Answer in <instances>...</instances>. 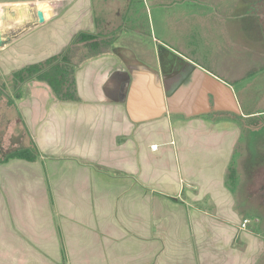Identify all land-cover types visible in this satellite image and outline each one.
<instances>
[{
  "label": "rangeland",
  "instance_id": "obj_1",
  "mask_svg": "<svg viewBox=\"0 0 264 264\" xmlns=\"http://www.w3.org/2000/svg\"><path fill=\"white\" fill-rule=\"evenodd\" d=\"M157 1L69 0V4L75 6L72 11L75 16L74 25L72 29L69 28L75 32V36L69 46L79 39L80 34L95 37V45L94 43L74 45L72 62L77 71L87 63L86 57L89 51L107 52L110 54L105 59L109 64H113L116 59L148 64L154 67L161 78L170 80L179 71L192 67L184 61L187 60L190 63L202 64L208 69L207 73L217 80L223 79L232 83V87L220 89L209 86L211 79L201 78V82H205L204 86H168L166 95L169 104L177 100L183 104H190V101L197 102L200 98H204L209 109L202 111L205 112L204 114L199 112L191 114L192 108L183 106L182 112H176L171 116V130L174 135L172 141L177 146L183 145L187 148L192 146V149L184 153V158L183 154L181 155L182 168L179 161L176 164L174 162L171 186L168 189L161 188L165 191L162 195L177 204L175 200L181 198V194L180 197L178 196L180 191L185 195L184 198L189 194L200 195L207 191L211 193V190L216 188L213 186H218V183L224 181V189L229 191L236 202V213L242 220L241 224L244 220H249L248 231L255 233L257 240H261L256 242L257 248L255 247L254 251L253 246L249 252L244 246L248 254L243 258L247 260L259 254L262 258L259 264H264V0H164V4H158ZM182 3L187 10L195 7L201 9L202 4L207 5V8L205 11H200L204 15L195 16L192 13L195 12L194 10L180 12L179 4ZM254 3H259L262 10L260 7L254 10ZM249 4L252 6L250 14L246 11ZM211 5H216L220 9L221 5H232V7L226 6L228 9L225 11H217L218 7L212 10ZM218 15H224L229 21L221 20L223 24L218 26ZM53 34L54 32L43 36L52 37ZM32 38L28 37L0 53V162L15 150L31 149L34 153H38L37 164L30 165L19 161H13L8 165L0 163V239L2 241L4 236V221L9 219L14 223L13 200H18L22 206H26L27 211L29 203H37L33 199L34 195L31 194L32 190L25 187L21 189L20 194L12 193V189L6 187V181L13 179L20 184L41 178L48 184L41 191L43 198L39 197L43 204H39V210L35 207L28 213H22V216L26 219L35 217L40 221L43 230L53 228L59 233L58 250L60 251L54 254L47 253V250L53 249L51 245L53 238L40 236L39 239H34L35 242L29 238L30 242L32 241L29 245L33 251L40 253L45 259L42 264H67L69 253L74 264H103L100 260L104 257V248L97 245L90 236L80 235L79 233L83 231L79 227L73 228L70 219L59 212L68 204H60L59 208V201L54 200L55 187L49 182L61 179L73 181L69 187L61 186L58 189H63L69 196L74 197L70 203L74 207H79V209L74 208L75 214L81 212L80 208L84 206L83 203H78L85 197L82 193H89L90 200L95 203L92 204L91 212L88 210L85 212L89 213V217L92 215L90 218L92 221L98 220L102 213H98L99 201L113 199L120 202L123 199L120 197L129 195L132 190L130 186L125 188L127 181L121 182L120 179L125 178L124 174L107 169L103 159L101 164L97 163L100 166L98 168L95 164L85 165L84 162L72 159L66 155V152L54 153L60 146L66 148L67 123L66 119L62 120V118L69 115V108L77 106L71 107L67 102L57 101L45 83L29 81L25 84H16L14 82L12 71L16 72L42 59L31 58L34 57L39 46V43ZM214 42L222 44H214ZM25 52H28L27 56ZM133 83L134 81L132 86ZM174 88H177V91L173 92ZM218 101L227 105L229 120L233 122L227 120L228 123L216 122V117L218 120L224 118L221 112L224 110L214 107ZM56 108L63 115L59 120L55 114ZM216 112L221 114L213 116ZM49 120L55 122L54 125L56 120L59 122V131L55 133L54 138L34 126L41 123L46 125ZM211 129L217 134L235 132L237 138L230 139L231 134H227V145H222L219 151L217 149L219 147H213V144L221 143V139H217L220 137L211 136L213 137L211 140L204 138L210 136V133L202 134ZM185 131L188 136L183 140L181 133ZM233 142L235 144L232 151L230 146ZM213 148L217 150L214 151ZM172 149L177 153L176 147L172 146ZM176 156L178 157V154ZM77 166L88 170L83 175L79 174L81 168ZM196 180L203 188L199 184H194ZM130 181H133V177H130ZM136 183H141L139 178L136 179ZM155 188L157 192L160 191L159 186ZM8 191L12 198L8 195ZM158 194L160 195V192ZM105 196L110 198L104 199ZM105 204L107 205V202ZM120 206L116 207V204L114 208L108 206L106 213L112 216L114 210L117 213L116 217L119 218L122 209ZM185 229L180 231V238L185 240L188 234L189 242L192 243L194 230L191 219ZM64 231L72 233L69 237L73 246V242L77 241L76 237L80 236L81 241L86 243L87 250L72 255L71 245L62 244L63 240L66 242ZM23 234L27 241V236H34L27 230H23ZM238 238L240 237L236 234L235 239ZM236 242H239L238 245H243L241 238ZM123 251L122 254L125 255L135 253L133 245L130 244L125 246Z\"/></svg>",
  "mask_w": 264,
  "mask_h": 264
},
{
  "label": "crops",
  "instance_id": "obj_2",
  "mask_svg": "<svg viewBox=\"0 0 264 264\" xmlns=\"http://www.w3.org/2000/svg\"><path fill=\"white\" fill-rule=\"evenodd\" d=\"M161 1L158 0V4L165 3L164 0ZM166 3L171 5L169 2ZM12 6H21V8H17V19L13 20L18 25L12 31L7 29L2 31L4 36L11 37L15 35V38L0 47V53L28 37H33L32 39L37 41L39 46L36 54L31 58H42L40 61L35 62L39 63L63 53L73 42L75 32L69 30V28L72 29V25H74L75 16L72 11L75 6L69 4V0H0V8ZM226 6L228 8L232 7V5H221V9L218 6L217 9L216 5H211L210 9L225 11L228 9ZM202 7L201 9L195 7L187 10L182 3L179 4L178 10L180 12H183L182 10L187 12L194 10L195 12L192 13L195 16H200L203 14L200 11H205L207 5L202 4ZM253 7L254 10L260 8L262 10L259 3H254ZM251 10L252 6L249 4L246 11L250 14ZM36 11L43 13L44 23L25 30L28 23L33 24L37 21ZM198 12L200 14H197ZM217 18L219 20L217 22L218 26L223 24L221 20L227 19L224 15H218ZM227 21H229V18ZM18 32H20V35H17ZM52 32H54V36L51 35L52 37L43 36V34ZM37 37H40V39H37ZM215 43L222 44L220 42ZM27 53L25 52L26 56ZM88 54L86 57L87 63L76 72L78 94L81 101L78 103L67 102L71 107L75 105L77 107L69 108V115L62 118V120L66 119L65 122L67 123L65 126L66 148L60 146L54 153L66 152L67 156L84 162L85 165L95 164L98 166L103 159L107 169H113L124 174L125 178L120 180L121 182L127 181L125 188L130 186L132 191L127 196L122 195L120 198L123 199L120 202L113 201V199L99 201L98 213H102L99 215L98 220L92 221L90 219L92 215L90 214L91 217H89V213L85 212V210L91 212L93 209L92 204L95 202L90 200L91 195L82 193L85 197L80 199L78 203H83L84 206L80 208L81 212L77 211L78 214H75L74 208L79 209V207H74L70 203L71 200H74V197L69 196L67 191L58 189L61 186L69 187L71 183L73 184V181L70 179L53 180L49 184H53L55 187L54 200L59 201V208L61 207L60 204H68L59 212L64 213L63 215L70 219L73 228L77 229L79 227L83 231L79 233L80 235L90 236L97 245L104 248V257L100 260L103 264H214L212 261H218L215 264H220L222 261L224 264L226 262L228 264H259V261H262L259 254L247 260L243 258L252 246L254 251L255 247L257 248L256 242L261 240H257L255 233L248 231V226L245 230L241 229L242 220L239 219V215L236 213V202L229 191L224 189V181L218 183V186H213L216 188L212 187L211 193L207 191L200 195L189 194L187 198H184L185 195L180 191L178 196L180 197L181 194V198L175 200L177 204L172 203L162 195L165 194V191L161 189H168L171 186L174 162L176 164L179 161L182 168L181 155L183 154L184 158V153L192 149V146L188 148L183 147V145L177 146L172 141L174 135L171 130V116L176 112H182L183 106L192 108L191 114L195 112L204 114L205 112L202 111L209 109L204 98H200L197 102L190 101V104H183L178 100L169 104L166 95L168 86H204L205 82H201V78L211 79L212 82L209 86H216L220 89L227 86L232 87V83L223 79L217 80L207 73L208 69L205 66L197 62L190 63L184 60L192 67L179 71L174 78L168 80L167 78H161L154 67L148 64L124 62L121 59H116L113 64H109L105 58L110 53L102 52L95 55V52L89 51ZM95 74L96 79H94ZM132 81H134L133 86L131 85ZM172 91H177V88ZM56 105H58L57 102ZM214 107H220L221 110H224L221 111L224 118L218 120L216 117V122H233L229 120L227 105L220 104L218 101V104ZM55 111L59 120L63 115L58 109ZM220 114L216 112L213 116H219ZM53 123L49 120L46 125L41 123L34 126L38 127L37 129L40 131L41 129L44 130L49 137L54 138L55 133L59 131V122L56 120V126ZM209 133L211 135L204 138L220 137L217 139H221V143L216 142L213 144V147H219L217 148L219 151L222 145H227V134H231L230 139L237 138L235 132L234 134L230 132L217 134L212 129L202 134L207 135ZM187 136V131L181 133L183 140ZM234 144L235 142L230 146L232 151ZM172 146L176 147L177 153L176 150L172 149ZM217 149L213 148L214 151ZM13 161L30 165L37 164V160L29 162L17 159L6 165ZM87 170L88 168H81L79 174L82 173L83 175ZM130 177H133L132 182ZM137 178L141 183H136ZM100 179L102 178L100 177ZM110 180L112 181V179ZM196 181L194 184L202 185L198 183V180ZM78 183L82 184L80 181ZM5 185L10 190L12 189V193L16 194H20L21 189L25 187L32 190L31 194L34 195L33 199L37 203H29L27 211L26 206H22L18 200H13L15 202L14 223H11L9 219L4 221V236L2 241L0 239V264H42L45 259L40 253L33 251L29 243L34 239H39L40 236L53 238L51 243L53 249L47 250V253H58L60 251L58 250L59 233H56L53 228H50L52 233H50L49 228L43 230L38 219L35 217L34 219H26L22 216V213H28L35 207L39 210V204H43L41 203L43 201L39 198L42 197L41 191L48 184L44 179L36 178L20 184L16 180L9 179ZM158 186L160 195L155 190V187ZM9 191L8 195L11 197ZM107 198L110 197H104V199ZM115 204L116 207L122 205L120 206L122 209L119 218L116 217L117 213L114 210L112 216L106 213L108 206L114 208ZM188 209H190L189 212ZM190 219L194 230L192 234L193 244L189 242L190 235L188 234L185 240L180 238V231L186 230L185 227L189 226ZM23 230H27L35 237L27 236V241ZM62 234L60 230V235ZM64 234L66 235V242L63 240L62 244L71 245L73 250H70V252L72 255L87 250V245L81 241L80 236L76 237L77 241L73 242V246L69 237L72 233L64 231ZM236 234L241 238L243 245H238L239 242H236L240 239H235ZM29 238H31V242ZM129 244L133 245L135 253L122 254L124 253V247ZM243 247L248 249V252ZM67 264H74L70 253Z\"/></svg>",
  "mask_w": 264,
  "mask_h": 264
},
{
  "label": "trees",
  "instance_id": "obj_3",
  "mask_svg": "<svg viewBox=\"0 0 264 264\" xmlns=\"http://www.w3.org/2000/svg\"><path fill=\"white\" fill-rule=\"evenodd\" d=\"M94 38L92 35L80 34L79 39L75 40V43L69 46L63 53L39 63L27 65L14 72L12 75L14 82L16 84H25L29 81L45 83L49 86L58 101L80 102L81 99L77 88V71L75 64L72 62L73 48L76 43H94L95 45ZM100 53L102 52H95V55H99ZM37 154L31 149L15 150L6 155L0 163H8L17 159L35 162L37 160Z\"/></svg>",
  "mask_w": 264,
  "mask_h": 264
},
{
  "label": "water",
  "instance_id": "obj_4",
  "mask_svg": "<svg viewBox=\"0 0 264 264\" xmlns=\"http://www.w3.org/2000/svg\"><path fill=\"white\" fill-rule=\"evenodd\" d=\"M17 8L19 9L21 8V6L0 8V47L4 46L7 42L12 41L15 38V35L11 37L6 36V35L4 36L2 30L7 29L9 31H12L13 29L17 27L18 23H16V21H13V20H16L18 17ZM36 18H37V21L33 24L28 23V25L25 27V30L29 28H33L34 26L38 24H42L45 21L44 15L41 11H36ZM17 35H20V32H18Z\"/></svg>",
  "mask_w": 264,
  "mask_h": 264
},
{
  "label": "built area",
  "instance_id": "obj_5",
  "mask_svg": "<svg viewBox=\"0 0 264 264\" xmlns=\"http://www.w3.org/2000/svg\"><path fill=\"white\" fill-rule=\"evenodd\" d=\"M249 225V220H244L242 225H241V229L245 230L247 229V226Z\"/></svg>",
  "mask_w": 264,
  "mask_h": 264
}]
</instances>
